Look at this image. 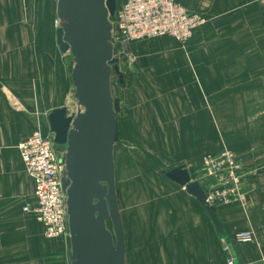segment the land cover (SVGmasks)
Segmentation results:
<instances>
[{
	"label": "crops",
	"instance_id": "obj_1",
	"mask_svg": "<svg viewBox=\"0 0 264 264\" xmlns=\"http://www.w3.org/2000/svg\"><path fill=\"white\" fill-rule=\"evenodd\" d=\"M175 1L206 20L186 46L170 37L128 45L130 53L153 51L133 63L137 73L127 64L128 93L119 97L115 161L127 258L129 264H227L222 236L203 206L166 174L185 166L193 177L204 156L228 150L244 156L256 175L247 205L221 206L217 214L227 238L245 230L253 235L252 244L232 243L235 263L259 262L264 0ZM57 2L0 0V264H71L70 242L47 239L44 226L24 212L34 203L35 182L19 151L39 122L50 133L49 114L72 101L73 62L57 45Z\"/></svg>",
	"mask_w": 264,
	"mask_h": 264
},
{
	"label": "water",
	"instance_id": "obj_2",
	"mask_svg": "<svg viewBox=\"0 0 264 264\" xmlns=\"http://www.w3.org/2000/svg\"><path fill=\"white\" fill-rule=\"evenodd\" d=\"M118 0H58L56 41L71 56L76 111L68 106L48 116L54 143L65 149L63 190L67 196L71 264H127V235L116 181L115 151L121 100L113 95V76L125 74L115 57L114 25ZM129 54V48L126 47ZM131 70L137 73L133 64ZM205 209L219 236L226 231L217 208L185 166L167 172ZM111 225V226H110ZM232 258L236 255L228 243Z\"/></svg>",
	"mask_w": 264,
	"mask_h": 264
},
{
	"label": "built area",
	"instance_id": "obj_3",
	"mask_svg": "<svg viewBox=\"0 0 264 264\" xmlns=\"http://www.w3.org/2000/svg\"><path fill=\"white\" fill-rule=\"evenodd\" d=\"M113 22L115 57L134 61L126 47L158 38H175L186 46L194 32L206 24L199 14L191 13L175 0H126L118 9ZM117 49L122 56H117ZM69 107L76 111L74 94ZM51 133H45L42 123L33 134L19 146L27 174L35 182L34 203L24 208L25 213L35 216L44 226V234L50 240L70 242L67 213V196L63 190L65 149L54 143ZM237 153L225 150L221 155L204 156L203 167L193 177L204 189L207 200L216 208L237 204L245 207L248 202L249 181L255 171ZM222 248L227 255V264H236L228 243L252 244L251 231H238L232 238L222 237ZM248 264H264V259Z\"/></svg>",
	"mask_w": 264,
	"mask_h": 264
},
{
	"label": "rangeland",
	"instance_id": "obj_4",
	"mask_svg": "<svg viewBox=\"0 0 264 264\" xmlns=\"http://www.w3.org/2000/svg\"><path fill=\"white\" fill-rule=\"evenodd\" d=\"M49 9H48V11H46V9L44 8L43 9V13H42V15H43V21H42V23H46V21H47V15H49ZM52 15V17H53V15H54V13H52L51 14ZM50 17V16H49ZM49 20V19H48ZM58 19H57V26H58ZM43 26H44V24H43ZM158 42V41H157ZM154 43V41L152 42L151 41V43H149V45H152ZM155 49H157V50H159V47L158 46H156V48ZM150 51H153V48H150V47H146V50H144V52H142V53H139V52H137V54H136V52H133L132 51V53H131V55H130V58H132V60L135 62V64L137 63V60L139 59V58H141V56L144 54V53H148V52H150ZM117 56H124L123 54H122V52H121V50L119 49H117ZM66 57H68L72 62H73V59H72V57L71 56H66ZM133 62V63H134ZM129 62H126V63H123V64H121V70L125 73V71H126V73L128 74H131L132 73V71L128 68V66H127V64H128ZM133 63H131V65L133 64ZM122 66H124V67H122ZM130 67V66H129ZM127 91V84H126V80H125V84H124V86L122 87V90H121V87H120V84H119V82H118V80H117V77L114 75L113 76V95H114V97L115 98H119L120 96H123V97H125V96H127V93H128V91ZM126 92V93H125ZM122 93H123V95H122ZM72 94H74V89H73V86H72V82H71V86H70V91H69V98H70V96H72ZM71 107V106H70ZM152 154H149L151 157H149L150 158V160L151 161H154L155 163H158L159 164V166L160 167H162V171H163V174L162 175H164L165 174V166L163 167V166H161L162 164L161 163H159V162H157V160H158V158L155 156V153L152 151L151 152ZM238 154V153H237ZM239 156H241V157H244V156H242L241 154H238ZM157 159V160H156ZM247 163V162H246ZM256 175V171H255V174H254V176ZM117 190H118V197H119V202L121 201L120 200V193H119V189H118V186H117ZM121 203V202H120ZM248 203V202H247ZM232 205H234V204H232ZM121 213H122V216H124L125 215V213H124V208H123V205H122V203H121ZM111 226V225H110ZM221 239H222V237H221ZM127 253H128V246H127ZM127 264H129V259H127Z\"/></svg>",
	"mask_w": 264,
	"mask_h": 264
}]
</instances>
